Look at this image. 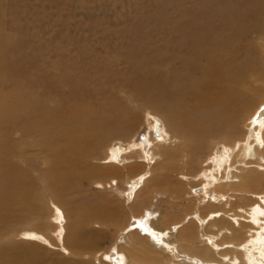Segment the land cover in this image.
Wrapping results in <instances>:
<instances>
[{
	"label": "bare ground",
	"instance_id": "1",
	"mask_svg": "<svg viewBox=\"0 0 264 264\" xmlns=\"http://www.w3.org/2000/svg\"><path fill=\"white\" fill-rule=\"evenodd\" d=\"M163 5L170 6L169 11L157 16L158 23L167 26L164 44L158 45L148 40L149 35L144 38L146 35L140 34L141 38L130 41L126 48L124 45L122 56L132 59L138 74L119 88L130 91L138 104L163 111L172 139L160 120H154L146 141L111 149L106 157L110 165L105 161L93 164L92 159L104 141L123 130L127 120L122 119L130 112L129 106L116 105L110 101L112 97L103 94L107 88L102 87L107 83L94 65L76 79V67L71 70L74 74L61 71L63 61L60 67L55 65L57 72L37 69L30 58L8 69L0 53V242L10 241L0 245V264H42L43 254H32L25 242L15 241L8 234L23 231L27 220H45L49 214L45 200L50 198L54 230L68 231L70 219L61 203L81 187L82 180L92 181V172L105 177L117 174L120 164L128 168L140 163L146 168L145 157H158L163 160L164 174L178 162L196 164L202 146L217 137L224 138L225 143L224 154L218 159L219 169L203 179L187 169L189 172L182 171L175 180L193 197L194 211L174 222L171 219L176 218L169 208L147 205L119 229L121 243L114 251L101 254L98 264H264V101L249 123L241 124L255 101L253 93L257 82L264 78V69L261 55L256 57L259 53L244 49L240 53L236 49L251 35L263 32L264 0H166ZM144 46L151 47L149 53L142 50ZM159 68L161 73L154 74ZM91 77L98 85L95 90V86H87ZM6 82L8 88L4 87ZM139 158L143 161L136 162ZM33 159L45 166H34ZM32 170H37L42 180L39 187ZM147 173L145 169L129 182L134 198L140 193L147 200L161 191L148 186ZM65 219L69 220L63 224ZM92 230H85L91 238L95 234ZM27 235L43 237L38 230H30ZM63 236L67 238L66 233ZM80 239L74 243L76 246L84 244ZM80 254L88 256L85 250ZM77 260L71 264H96L94 260Z\"/></svg>",
	"mask_w": 264,
	"mask_h": 264
},
{
	"label": "rangeland",
	"instance_id": "2",
	"mask_svg": "<svg viewBox=\"0 0 264 264\" xmlns=\"http://www.w3.org/2000/svg\"><path fill=\"white\" fill-rule=\"evenodd\" d=\"M164 2H166V0H0V53L5 60L3 63L7 65L8 69H14L19 65V61L29 60L28 58H30V63L36 66L37 69L41 68L57 72L56 66L59 64L58 67H60L64 63V65L61 66V71L64 74L67 72L72 74L73 72L71 70L76 67L75 78L78 79L77 76L81 72L88 73L90 70L87 69L93 64L94 69H96L98 73H101H99L98 76H102L105 80L104 82L107 83V85L104 84V87H102L103 90L105 86L107 88L103 91V94L108 95V98L112 97L113 99L109 100L116 105L121 103L129 106L128 111L130 115L122 119L127 120L123 130L109 141H104L101 144L96 158L92 159L93 164H100L105 161V165H110L107 163L106 157L109 156L113 147H125L132 142L141 143L146 141L149 137L148 133L151 129V123L154 120H160V124L166 129L167 136H169L170 140L172 139L173 133L170 130V124L166 121L167 118L165 114H163V111L156 110V108L150 105L144 106L140 102L141 105L138 104V101L136 102L132 99L130 91H126L129 93L128 96L125 90L119 88L121 83H127L129 78L136 77L138 74L132 66V59L127 55L122 56L123 53H121L122 50L128 46L127 44H129L130 41L141 38V36H139L141 34L146 35L143 36L144 38L149 35L147 37L148 40L150 39L149 41H154L158 45L162 46L164 44V39L167 37V26L163 24V22L158 23L159 19L157 18L162 11H169L170 9V6L163 5ZM155 14L157 15L155 16ZM131 27L135 29L133 30ZM165 30L166 34L164 33ZM152 37H154L155 40L152 39ZM141 48L143 51L145 48V52L149 50L147 53L151 50L149 46V49L147 46ZM236 49L240 53L243 49L249 50V53L252 54L259 53L256 57L261 55V64H263L264 69V30L262 33L251 35L248 39L242 41V44ZM39 62L41 64H39ZM149 65V69H151V64ZM67 67H70V71H67ZM163 67L164 66H162V70L165 68ZM154 71H157L154 72V74L157 75L159 72L161 73L160 68ZM94 81L95 78L91 77L88 79L87 83L90 89H93L95 86L93 90L98 88L96 81ZM256 85V90L253 93V100L255 101L254 103L252 102V106L250 105L247 108L246 117L243 118V123H241L242 126L249 123L251 115L255 112L258 105L264 101V78L257 82ZM8 86L9 83L6 82L4 87L8 88ZM258 87H260V89L257 90ZM65 92H69V89L65 88ZM60 94L64 93L61 92ZM123 113L126 114V112ZM154 124H156V122H154ZM224 149V138H213L202 146L201 156L196 164L191 165L178 162L177 164H172L170 172L164 174V169L161 168L163 167L161 166L163 160L158 157L154 160L145 157L146 168L140 163H134V165L124 168L121 167L119 163L120 165L116 169L117 174L113 173L105 177H100V174L92 172V181L86 179L82 180L80 184L81 187L79 186V189L81 191L83 190L82 192L78 194L74 193L80 191L77 188L68 195L69 197L71 196L70 199L66 196L65 201L68 199L67 201L70 202L69 204L71 207L73 206L72 208L74 209L72 210V208H70V205L67 204L68 202L65 203L64 201V203H61L62 206L64 204L65 207L63 208L66 210L65 213L71 221H68V223L67 220L69 219H65L63 222V224L66 222L68 225L70 224L69 227L66 225L68 231L65 230V228H62L60 232L54 230L55 227L51 222L54 220V207L51 203L52 199L50 198L45 200L46 202L48 201L47 206L49 208V212H47V214H49L45 220H27L24 226H21L23 231L15 233L10 232L8 235L13 237V240L16 239L20 242H25L28 250H30L32 254L35 253V255H37L39 252L43 254V259L41 260L42 264H71L77 259L80 261L94 260L93 262L98 264L101 254L107 251L109 253L114 251V249L118 247L117 244L121 243L120 241L122 240L119 237V229H122L126 223H129L135 213L138 214V212H142L144 208H147V205L153 209H162L163 207L169 208V211L173 212L172 216L176 218L174 219L172 217L173 219L171 220L174 222L185 217L188 212L194 211L196 203L193 197L186 193L184 189L179 188L178 181L175 180L180 178L183 173L182 171L189 172L188 170H191L190 172L193 171L198 178L203 179L205 174L219 169L218 159L220 155L224 154ZM139 161H143V159L139 158L136 162ZM32 162H34V166H45L44 162H37V159H33ZM25 166L30 169L27 162ZM190 166H192V168ZM145 169L148 171L146 176H150L148 186L150 187L152 185L155 190L161 189V191L158 190L159 192L154 193V196L147 200L144 199L143 194L138 193L134 198L133 194L129 192V182L133 177L143 173ZM32 171L33 172L31 173L30 171V173L39 187L42 180H40L37 170ZM115 182H117L119 189H115ZM33 188H37L36 185H34ZM181 191L183 195L182 193L180 194ZM128 192L129 196L125 195V193ZM180 196L183 197L178 199ZM84 199H88L89 201L95 200V202L97 200V203L85 201ZM75 200L77 202H75ZM164 200L167 205L164 203ZM231 201H234V198ZM91 204L93 206H91ZM149 204H151V206ZM66 205H68L69 211ZM92 207L94 208L93 212L95 210L94 214L91 212ZM80 208L85 209V211ZM83 211L84 213L87 211L85 215H89L85 216ZM69 212H73L71 213L73 216H70ZM83 217L85 220L81 221ZM75 218H77L78 222ZM73 221L76 222L74 223ZM48 222L51 223V225ZM72 222L76 224L74 227ZM85 222L88 225L85 224ZM84 224L85 226L87 225V228H91V230L94 229L92 230L94 232L91 234L93 235L95 233L96 235L94 234L92 236L93 238L88 235V232L86 233L85 230L87 228ZM78 226H80V229ZM21 227H19V230ZM76 228L79 230L75 232L74 230ZM30 230H38V232L43 234V237L41 236L36 239L34 237H29L27 232ZM80 230L82 235L80 234ZM202 231L205 232L204 229ZM64 233L67 235L65 236L67 237L66 239L63 236ZM56 235H60V238ZM47 236L52 238H48ZM80 236L81 239L79 238ZM76 238H78V240ZM30 239H34V243L28 241ZM79 239L82 240L85 245L80 244V246H76L74 243L77 241L79 242ZM88 239L90 241H88ZM70 240H72V242ZM7 242L8 244L10 243L9 240L2 239L0 245H4ZM72 244L76 250L73 249L74 247ZM84 250L88 256H82L81 254L78 256V253H84Z\"/></svg>",
	"mask_w": 264,
	"mask_h": 264
}]
</instances>
